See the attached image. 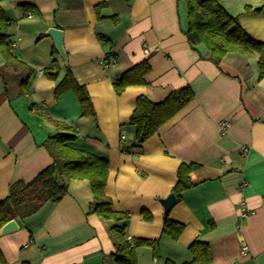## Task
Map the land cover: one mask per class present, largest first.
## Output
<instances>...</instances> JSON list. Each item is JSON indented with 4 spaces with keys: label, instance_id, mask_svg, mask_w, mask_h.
I'll return each instance as SVG.
<instances>
[{
    "label": "crops",
    "instance_id": "crops-1",
    "mask_svg": "<svg viewBox=\"0 0 264 264\" xmlns=\"http://www.w3.org/2000/svg\"><path fill=\"white\" fill-rule=\"evenodd\" d=\"M219 1L264 42V0ZM24 4L36 7L28 11ZM0 6L10 20L12 53L33 70L29 95L21 94L24 71L0 73V201L14 181H29L53 162L43 145L56 131L49 114L75 127L79 146L109 159L106 192L116 209L130 214L127 237L161 238L158 256L150 246L137 247L138 264H183L197 239L208 242L212 254L202 264H264V77L258 63L264 51L229 53L216 65L202 56L203 46L200 52L190 45L187 6L179 0H0ZM50 27L64 30L67 61L46 35ZM55 58L62 69L52 79L44 70ZM144 59L152 67L146 83L117 94L114 81ZM4 62L0 55V70ZM67 66L86 85L96 119L83 115L73 89L56 95ZM186 85L195 97L142 149L124 150L123 142L135 140L129 124L138 96L158 102ZM227 119L232 125L224 132ZM187 161L199 164L190 174L197 185L170 211L186 225L176 241L163 235L161 198L172 192ZM68 188L59 202L15 219L18 229L0 234V264H116L113 222L90 213V181L72 179ZM241 201L252 210L247 217L240 215Z\"/></svg>",
    "mask_w": 264,
    "mask_h": 264
},
{
    "label": "trees",
    "instance_id": "trees-1",
    "mask_svg": "<svg viewBox=\"0 0 264 264\" xmlns=\"http://www.w3.org/2000/svg\"><path fill=\"white\" fill-rule=\"evenodd\" d=\"M179 1H184L187 6L188 23L184 31L190 45L200 52V46H203L205 52L202 53V56L213 61L216 65L219 66L229 53L251 55L264 51V42L253 38L242 26L239 18L223 7L219 0ZM35 7L36 5L33 4H24V8L28 11ZM0 27L2 29L0 55L5 61L0 73L8 67L24 71L25 78L20 84L21 94L29 95L27 84L33 70L12 53V44L8 33L10 20L1 6ZM100 37L104 41L108 40L104 35ZM56 52L58 53V50ZM258 63L259 75L262 78L264 77V54L260 56ZM151 68L147 59L128 67L114 81L117 94H122L128 86L146 83V76ZM61 69L59 60L55 58L44 71L50 78L57 79ZM72 75V69L67 66V75L56 86V95L60 96L67 89H73L79 98L83 115L96 119V111L86 85L77 82ZM194 97L195 92L190 85L173 89L163 100L158 102L152 101L144 94L138 96L129 124L134 129L135 140L133 143L123 142L122 148L124 150L142 149L143 144L156 135L159 129ZM44 116L50 119L56 127V131L43 144L52 156L53 162L33 179L29 181L16 180L10 185L9 194L0 201V228L12 219H25L34 215L48 202H59L68 194L70 180L87 179L90 181L94 194L90 213H96L113 222L111 232L117 239L116 251L113 253L116 264H138L137 247L143 245L152 247L154 255L158 256L161 238L132 240L127 237L130 214L124 210L116 209L112 198L106 192L110 175L109 159L87 147L79 146L78 135L72 124L56 119L49 114H44ZM198 167L199 164L188 161L180 165L177 172L178 181L172 190L178 199H181L186 190L197 185L190 174ZM143 215L146 220H152L153 215L150 211L143 210ZM185 227L183 222L168 216L164 219L162 232L163 235L177 241ZM190 250L193 257L183 264H202L212 261L208 242L197 239L191 243ZM1 251L0 247V261L5 262L4 254ZM166 264H174V261L168 260Z\"/></svg>",
    "mask_w": 264,
    "mask_h": 264
},
{
    "label": "water",
    "instance_id": "water-1",
    "mask_svg": "<svg viewBox=\"0 0 264 264\" xmlns=\"http://www.w3.org/2000/svg\"><path fill=\"white\" fill-rule=\"evenodd\" d=\"M46 35L51 36L54 39L55 46L59 52V55L67 61L68 59V54L65 49L64 45V30L58 27H50L48 31L46 32ZM178 197L174 192H171L168 196L161 198V202L164 206V217H168L170 214V211L172 208L177 204L178 202ZM18 229V223L15 219H12L8 221L6 224H4L0 228V234H5V233H10V231H14ZM231 264H237L236 261L232 262Z\"/></svg>",
    "mask_w": 264,
    "mask_h": 264
},
{
    "label": "built area",
    "instance_id": "built-area-1",
    "mask_svg": "<svg viewBox=\"0 0 264 264\" xmlns=\"http://www.w3.org/2000/svg\"><path fill=\"white\" fill-rule=\"evenodd\" d=\"M145 50H146V52L149 51L148 48H146ZM113 63H116V61H114ZM231 125H232V123H231V121L228 120V119H227V120H223V121L221 122V127H222V130H223L224 132L228 131V129L231 127ZM244 150H245V151H248V148H247V147H244ZM250 213H252V210H250V209L247 207V204H246L245 201H241L240 215H241L242 217H247V216L250 215ZM248 250H249V245L247 244V242H243V243H242V252L247 254Z\"/></svg>",
    "mask_w": 264,
    "mask_h": 264
}]
</instances>
